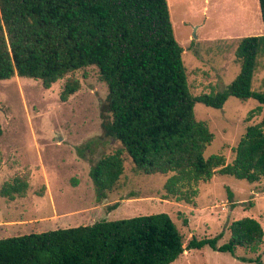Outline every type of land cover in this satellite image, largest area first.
I'll return each mask as SVG.
<instances>
[{
  "label": "trees",
  "instance_id": "obj_1",
  "mask_svg": "<svg viewBox=\"0 0 264 264\" xmlns=\"http://www.w3.org/2000/svg\"><path fill=\"white\" fill-rule=\"evenodd\" d=\"M259 5L264 25V0ZM263 44L264 34L243 37L235 51L241 64L235 79L223 90L195 95L168 0H0V80L18 75L49 88L95 66L107 84L100 104L102 133L77 147L83 158L84 150L94 152L93 145L112 147L91 160L98 202L117 187L126 158L136 173L166 175V198L186 202H193L199 184L216 174L250 183L264 178V119L246 128L227 162L224 154L206 155L214 133L195 113L196 103L222 108L230 96L264 105V91L253 89ZM79 88V81H68L61 98ZM28 187L25 179L14 177L0 194L14 199ZM227 229L231 236L224 243H219L224 232L193 235L186 243L166 212L100 220L0 237V264H171L185 251L206 245L233 255L239 247L257 252L263 245L264 229L256 217L236 218ZM239 258L263 264L260 256Z\"/></svg>",
  "mask_w": 264,
  "mask_h": 264
},
{
  "label": "rangeland",
  "instance_id": "obj_2",
  "mask_svg": "<svg viewBox=\"0 0 264 264\" xmlns=\"http://www.w3.org/2000/svg\"><path fill=\"white\" fill-rule=\"evenodd\" d=\"M168 4L192 93L225 89L241 70L235 55L240 40L264 34L259 0H168ZM76 80L80 88L63 100L66 83ZM253 89L264 91V44ZM107 93L95 66L76 70L49 88L39 79L18 75L0 80V188L14 177L29 183L23 196L9 199L0 194V237L159 212L173 218L186 243L193 235L214 237L221 232L219 243H224L231 236L227 226L243 216L256 217L264 229V178L250 183L216 174L199 184L193 202H186L166 198V175L136 173L126 158L117 187L98 202L89 175L91 160L112 147L93 145V153L84 150L85 158L77 147L100 137V104ZM195 113L214 133L206 155L224 154L231 162L232 149L246 128L264 119V105L254 98L230 96L222 108L196 103ZM116 202L118 207L109 210ZM241 256H260L264 264V242L257 252L239 247L235 255L206 245L185 251L171 264H257Z\"/></svg>",
  "mask_w": 264,
  "mask_h": 264
},
{
  "label": "water",
  "instance_id": "obj_3",
  "mask_svg": "<svg viewBox=\"0 0 264 264\" xmlns=\"http://www.w3.org/2000/svg\"><path fill=\"white\" fill-rule=\"evenodd\" d=\"M196 29H197V27H195V31H194V34H193V36L195 37V38H197L198 37V35H197V33H196Z\"/></svg>",
  "mask_w": 264,
  "mask_h": 264
},
{
  "label": "crops",
  "instance_id": "obj_4",
  "mask_svg": "<svg viewBox=\"0 0 264 264\" xmlns=\"http://www.w3.org/2000/svg\"><path fill=\"white\" fill-rule=\"evenodd\" d=\"M255 76H256V74H255ZM255 76H254V78H255Z\"/></svg>",
  "mask_w": 264,
  "mask_h": 264
}]
</instances>
